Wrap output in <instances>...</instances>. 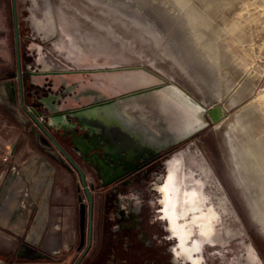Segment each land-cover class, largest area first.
Wrapping results in <instances>:
<instances>
[{
    "label": "rangeland",
    "instance_id": "1",
    "mask_svg": "<svg viewBox=\"0 0 264 264\" xmlns=\"http://www.w3.org/2000/svg\"><path fill=\"white\" fill-rule=\"evenodd\" d=\"M53 6L71 48L60 66L92 69L131 62L155 65L208 106L227 107L221 123H211L187 146L176 151L166 165L181 156L177 167L199 174L198 178L203 181L206 176L202 168L209 170L217 196L221 194L217 180H221L229 196L230 220L225 223L226 230L233 237L238 236L239 254L250 246L244 241L248 240L264 264V0H53ZM75 6L118 23L120 31L133 40L128 53L130 60H122L116 54L117 48L94 49L81 36L74 35L62 18L68 16L79 22L78 29L83 32L86 22L71 10ZM26 51L29 50L22 47L19 50L21 64L27 61ZM17 58L13 0H0V78L17 74ZM7 129L9 125L0 111V136L8 137ZM203 157L211 162L216 176ZM167 168L160 162L140 186L148 188L150 195L161 197L160 203L165 205ZM187 193L195 192L185 189L184 194ZM155 201L153 198L152 202ZM205 211L214 212L211 206H198L194 211H186L190 217L185 220H192L195 214ZM165 214L174 229L176 214L169 211ZM237 214L243 227L238 223ZM215 216L212 226L192 222L198 227V237L217 231L218 216ZM230 240L222 247L227 248ZM232 249L229 250L231 262L235 251ZM79 255L62 254L51 264H76ZM89 260L90 256H85L80 264H87ZM219 262L214 258V264Z\"/></svg>",
    "mask_w": 264,
    "mask_h": 264
},
{
    "label": "water",
    "instance_id": "2",
    "mask_svg": "<svg viewBox=\"0 0 264 264\" xmlns=\"http://www.w3.org/2000/svg\"><path fill=\"white\" fill-rule=\"evenodd\" d=\"M29 1L35 7L43 5L44 19H51L49 24L38 20L35 28L48 36H40L37 41L43 45L53 42L58 28L52 1ZM13 2L15 4L16 0ZM30 75V83L34 86L43 87L34 77L45 75L53 86L64 88L63 93L69 91L66 97L50 93L37 99L39 107L33 104L34 98L28 99L26 102L32 111L24 103L23 88L21 96L29 115L30 133L38 145L62 164L72 165L79 173L81 246L85 241L88 218V205L81 188L92 208L94 185L88 184L83 164L76 156L94 167L103 186H108L121 175L116 173L123 169L124 172L133 170L129 163L135 156L150 153L154 148L158 155L170 146L193 138L211 123L220 122L227 113L225 105L207 108L175 81L139 63L75 68L57 73L33 72ZM54 75L59 77L54 78ZM18 80L22 83L20 70ZM2 85L17 100L16 83L6 81ZM203 114L209 122H205ZM241 225L243 227L242 222ZM17 260L16 264H51L49 261L54 259L44 249L24 241L18 249Z\"/></svg>",
    "mask_w": 264,
    "mask_h": 264
},
{
    "label": "flooded vegetation",
    "instance_id": "3",
    "mask_svg": "<svg viewBox=\"0 0 264 264\" xmlns=\"http://www.w3.org/2000/svg\"><path fill=\"white\" fill-rule=\"evenodd\" d=\"M51 1L53 3V0ZM44 9L43 5L40 4L35 7L29 0H16L15 4L13 2V30L18 56V71L12 77L17 76L18 78L20 70L24 101L34 98L32 102L36 107L41 106L37 101L39 98L47 97L50 93L66 97L69 91L63 93L64 88L53 86L45 75L34 77V80L43 84V87L34 86L30 83V73H57L74 69L59 65L62 60L67 59L68 56L66 55L71 48L69 47L66 31L58 22L55 10L54 19L58 28L56 39L46 45L37 41L40 36H48V33H40L35 28L41 20L44 23L48 22V24L51 22L49 18L44 19L45 17L41 13ZM62 20L66 23V16ZM71 32L78 35L76 32ZM85 42L94 49L97 48L103 51L116 49V46L100 44L98 40L88 38ZM21 47L23 50H29L25 53L27 61L22 64L19 58ZM57 51H61L62 56ZM36 64L39 66H36ZM57 77L59 76L54 75V78ZM204 120L208 122L205 116ZM191 139L177 146H170L158 155H155L156 148H154L150 153L135 156L129 163L133 170L124 172L123 169L116 173L121 175L108 186H103L94 167L85 162L84 158L76 156L83 167L91 173L93 177L92 185H94V192H92L93 226H90L88 216L85 241L81 246L80 238V255L76 264H80L85 256H90L87 264H214V258L220 261L219 264H263L253 244L248 240H244V236L243 240L250 246L248 248L244 247L241 254H239L238 236L233 237L234 234H229L226 230L225 223L230 220L228 214L229 196L221 180H217L221 187L220 196L207 198L203 196L202 192L198 194L197 190H192L195 193L184 195L186 185H200L203 182H199L198 174L195 176L194 173L191 174V171L185 172L182 167L181 169L177 167L174 158L167 164L170 173H168L166 184L167 205L160 203L162 199L159 196L157 198L156 194L150 195L148 188L140 187L148 180V175L152 169L160 162L166 166V161L180 148L187 146ZM204 159L212 168L211 162L207 158ZM177 170L179 171L177 172ZM116 174L114 176H117ZM190 175L195 177L188 178ZM153 198L158 203L156 201L152 202ZM89 205L88 200V208ZM198 206L203 208L211 206L214 212L197 213L192 220H185L190 217L186 211H194ZM166 211L176 214L174 229L170 217L165 214ZM215 215L218 216V223L215 225L217 231L213 233L208 231L209 234L198 237V227L195 225L212 226L216 220ZM237 220L241 224L238 214ZM182 226L184 227L183 231ZM89 235H91L90 240ZM232 237L233 239H231ZM229 240L227 248L222 247ZM233 243L235 246H233ZM230 248H233V251L235 250L231 254L234 256L233 262L229 260ZM51 261L49 262L51 263ZM20 263H23V261Z\"/></svg>",
    "mask_w": 264,
    "mask_h": 264
},
{
    "label": "crops",
    "instance_id": "4",
    "mask_svg": "<svg viewBox=\"0 0 264 264\" xmlns=\"http://www.w3.org/2000/svg\"><path fill=\"white\" fill-rule=\"evenodd\" d=\"M6 81L16 83L17 100L2 85ZM21 88L17 76L0 78V111L9 125V136H0V262L5 264L18 263L24 241L44 249L54 260L62 254H80L79 176L69 163L62 164L41 148L30 133ZM6 156L8 161L3 160ZM93 209L87 213L91 227Z\"/></svg>",
    "mask_w": 264,
    "mask_h": 264
},
{
    "label": "bare ground",
    "instance_id": "5",
    "mask_svg": "<svg viewBox=\"0 0 264 264\" xmlns=\"http://www.w3.org/2000/svg\"><path fill=\"white\" fill-rule=\"evenodd\" d=\"M71 10L74 12V14H76V16L78 18H81V19L84 20V22H86V28H83V32H81V31H79L78 26H77L79 22L72 21L71 19L68 18V16H66V19H67L66 24H67V26L69 27V29L71 31L78 33L79 36L83 37V40L84 41L89 38V39H93V40H98V42L100 44H108V45L116 46V48L118 49L116 51V54L118 56H120V58L122 60H124V61L127 60V59L130 60V57H128V53L132 49L131 46H130V43L133 40L131 41V37H129L128 35L123 34L120 31L118 23H113V22H110L109 20L100 18V17L95 16V15H91L90 13L83 11V9H81V8H79L77 6H75ZM77 30H78V32H77ZM110 31H113V35L112 36L109 35ZM152 67H155V65L152 66ZM154 69H156L157 71H159L160 73H162L160 68L155 67ZM162 74L164 76H166L167 78H169V79L175 81L176 83H178L175 80L174 77L171 76V78H170L167 75H165L164 73H162ZM180 86L183 87L182 85H180ZM198 100L201 101L204 105H206L207 108L208 107H211V106H208V104L205 103L204 100L201 99L200 97H199ZM224 119L225 118H223L221 121H223ZM221 121L218 122V123H216V124H214V125H217V124L221 123ZM189 125H191V123H189ZM176 153H178V152H176ZM176 153H174L173 155H175ZM173 155L171 157H173ZM179 159L181 160V156L178 157V158L176 157L174 163L177 164V162H178ZM205 164H207V163H205ZM171 169H173V168H171ZM167 170H168V168H167ZM202 170H203V172L205 173V176H206L205 181L199 179V182H203V183H201L200 185L199 184L198 185H195L194 184V186H191L190 184L189 185H186L184 187V190L185 189H188V191H190V190H197L198 191L197 192L198 194H199V192H202L204 194L203 196L204 197L206 196L207 198L216 197L217 196L216 195V191L212 188L213 181H212L211 176H210V171L207 170V169H205V168H202ZM178 171L179 170H177V172ZM211 171H212V173H214L213 170H211ZM168 173H169V170H168ZM192 173H194V175L197 176V174L195 172L191 171V174ZM194 175H190V177H188V178L195 177ZM198 176H200V175L198 174ZM189 194L190 193H187L186 195H189ZM242 235H243V232H242Z\"/></svg>",
    "mask_w": 264,
    "mask_h": 264
},
{
    "label": "built area",
    "instance_id": "6",
    "mask_svg": "<svg viewBox=\"0 0 264 264\" xmlns=\"http://www.w3.org/2000/svg\"><path fill=\"white\" fill-rule=\"evenodd\" d=\"M27 108H28L30 111H32V107H31V106L27 105ZM8 159H9L8 156H6V157L3 158L4 161H8ZM71 168H72V170H73L74 172H76V173L78 174V176H79L78 171H77L72 165H71ZM83 169H84V171H85V173H86V175H87V181H88V184H92V182H93V177H92L91 173H90L89 171H87V170L85 169V167H83ZM79 180H80V184H81L80 176H79Z\"/></svg>",
    "mask_w": 264,
    "mask_h": 264
}]
</instances>
